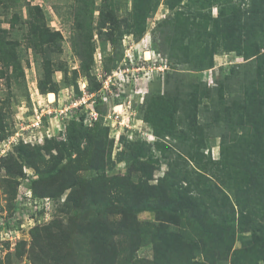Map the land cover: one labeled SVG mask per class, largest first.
<instances>
[{
    "label": "rangeland",
    "instance_id": "1",
    "mask_svg": "<svg viewBox=\"0 0 264 264\" xmlns=\"http://www.w3.org/2000/svg\"><path fill=\"white\" fill-rule=\"evenodd\" d=\"M164 2L143 17L140 0H0V264L232 263L204 262L201 243H219L193 233L187 213L143 199L169 168L212 172L225 111L247 86L248 43L264 53V32L255 39L243 22L252 0ZM234 9L240 23H222ZM92 110L97 118L68 138L71 112ZM93 181L100 202L72 207L79 184ZM27 195L51 197L50 214ZM230 198L233 250L264 264V232Z\"/></svg>",
    "mask_w": 264,
    "mask_h": 264
},
{
    "label": "trees",
    "instance_id": "2",
    "mask_svg": "<svg viewBox=\"0 0 264 264\" xmlns=\"http://www.w3.org/2000/svg\"><path fill=\"white\" fill-rule=\"evenodd\" d=\"M158 1L140 0L144 3L145 15L143 14V17H147L148 12L155 9ZM180 1L165 0L164 3L167 7L173 8ZM257 1L252 0L253 4H256L255 8L252 9L253 12L249 16L243 18V22L255 28L252 31L259 32L255 33V39H263L264 3ZM238 11V9H234L230 16L224 18L221 13L222 23L228 25L231 23L229 21L235 20L239 24L241 16H238ZM183 28L182 33H186V28L184 26ZM252 31L248 27L244 32L247 35V43ZM176 38L175 42L178 40ZM180 43L182 44V40ZM248 44V50L244 56L246 62H249L245 73L247 86L242 92L241 98L234 102L232 111H229V108L225 111L219 148L220 156L211 161L212 172L198 173L186 170L185 173L190 176L188 177L187 175L180 176L174 168H169L156 184L147 186V190L144 192V204L149 201V203H156L162 210L174 212L178 209L180 212L187 213L188 218L196 222L193 233L197 235L200 231L206 232L210 238L219 243L216 250H213L210 245L201 243L199 249H201L200 253L204 262L230 258L231 264H252L248 260L241 262L240 258L243 257L239 255L240 251L233 250L235 208L230 195L234 197L236 204L240 207L241 217L252 223V229L257 227L264 232V225L260 226L261 224L255 223L256 218L264 216V53L259 52V44L256 41ZM174 45L176 44L174 43ZM174 45L171 48L177 49ZM85 115V112H82L70 116L67 122V126H69L68 138L71 139L75 133L82 132ZM237 125H240V128ZM234 126L240 130L234 132ZM20 144L26 143L20 142L18 145ZM71 146L73 149V144ZM192 174H194L193 177ZM100 190L101 188L94 181L89 184H79L78 194L72 198V207L83 210L88 201L99 203L103 196L101 195L103 192ZM98 198L100 199L97 200ZM168 200L169 202H167ZM256 203H261V206L255 210ZM176 206L179 207L176 208ZM99 222L100 220H88V223L94 228H97ZM106 223L108 224V222H104L105 229L108 228ZM248 227L249 225L246 226L247 230H249ZM104 228L102 225L99 227L100 231ZM187 232L191 231L187 230ZM187 232L184 231L182 235L187 236ZM182 235L179 238H185ZM198 245V243L195 244L196 247ZM193 259L194 256L189 258L183 256L179 264H199ZM153 264L164 263L158 261ZM167 264L178 263L171 261Z\"/></svg>",
    "mask_w": 264,
    "mask_h": 264
},
{
    "label": "built area",
    "instance_id": "3",
    "mask_svg": "<svg viewBox=\"0 0 264 264\" xmlns=\"http://www.w3.org/2000/svg\"><path fill=\"white\" fill-rule=\"evenodd\" d=\"M74 114V112H71V115ZM97 118V115L95 113L94 110L88 112V115L86 114L85 117H84V123L87 124V120L90 121V124L91 122ZM40 121V119H39ZM40 122H37L35 124H38L39 125ZM22 138V137H21ZM24 143H31V144H34L36 143V137L33 136V141H30V140H27L25 138H22ZM26 200L28 203L30 202H33L35 204L36 207H40L42 212H44L45 215H48L50 214L51 210H52V206L54 205V201L51 197H48V196H42L40 198H33L32 195H27L25 196ZM25 216V220L29 219V221L33 222L34 218L33 217H30V215H24ZM23 216V217H24ZM21 226H24V223L21 224ZM12 231L9 230V231H4L2 233H4L5 235H8V233H11Z\"/></svg>",
    "mask_w": 264,
    "mask_h": 264
},
{
    "label": "bare ground",
    "instance_id": "4",
    "mask_svg": "<svg viewBox=\"0 0 264 264\" xmlns=\"http://www.w3.org/2000/svg\"><path fill=\"white\" fill-rule=\"evenodd\" d=\"M145 55H146V57H148L149 56V52L148 51H145ZM52 99V98H51ZM54 99V98H53Z\"/></svg>",
    "mask_w": 264,
    "mask_h": 264
}]
</instances>
